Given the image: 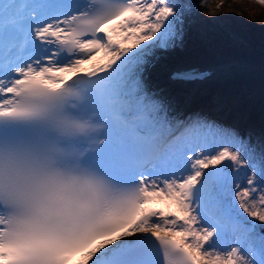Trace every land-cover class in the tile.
I'll use <instances>...</instances> for the list:
<instances>
[{
    "label": "snow or ice",
    "instance_id": "6c2138e0",
    "mask_svg": "<svg viewBox=\"0 0 264 264\" xmlns=\"http://www.w3.org/2000/svg\"><path fill=\"white\" fill-rule=\"evenodd\" d=\"M194 7L0 0V264H264V149L172 123L140 76Z\"/></svg>",
    "mask_w": 264,
    "mask_h": 264
},
{
    "label": "rangeland",
    "instance_id": "374dc122",
    "mask_svg": "<svg viewBox=\"0 0 264 264\" xmlns=\"http://www.w3.org/2000/svg\"><path fill=\"white\" fill-rule=\"evenodd\" d=\"M182 2L189 4L188 0H182ZM214 2L215 0H213V2L211 0L207 4L209 9H215ZM226 11L229 12L231 15L230 17L225 15ZM200 13H203L204 16L201 17L199 15ZM191 14L196 15L194 17H197L198 22L192 24L191 21L188 20V17ZM216 14L220 16L223 20L222 22L225 21L227 23L226 25L222 22L220 23L224 26L222 34L225 36L222 38L221 44L214 46L205 37L206 35L204 36V34H202L206 25L214 27L215 24L212 23V21H209V18L207 17V9H199L198 6L194 7L190 11H186L184 21L180 28V33L169 47L154 48L147 52L144 60L138 66L140 74H144L145 72H155L159 79V81L154 84V88H157V86H163L161 84H163L171 67L189 63H205L212 66L214 62L218 65L221 64V62L223 63V61H227V64H225L228 66L226 68L227 70L229 68L230 70H233L237 67L239 71H252L250 73L251 76L248 77V79L255 85L256 89L261 88L260 90L264 91L262 85V82H264V54L262 51L258 50L261 48L257 46L256 42L246 29L250 23L256 25L258 30L262 31V34H264V5L259 4L257 0H240L238 3L227 1L222 10L216 11ZM200 20L206 21V25L200 23ZM166 64L172 65L166 70L161 68ZM255 68H257V71L253 72ZM221 69H224V66ZM230 74L236 75L239 73L235 71ZM242 83L243 82H241V84ZM241 92L243 93L244 91L241 90ZM160 94H163L164 96L165 92L161 91ZM233 100H235V98H233L232 101ZM252 103L253 100L250 101V104ZM247 109L250 110L248 107ZM211 123L214 122L211 121ZM252 124V121L248 123L249 127L246 128V132L243 133V136L256 142L258 151H260L261 149H264V136L259 134L260 132L253 133L255 131L253 129H260L262 123L257 122V125L254 124L255 127ZM215 125L233 132L239 137L242 136L241 133H236L233 127L229 128L221 121H215Z\"/></svg>",
    "mask_w": 264,
    "mask_h": 264
},
{
    "label": "bare ground",
    "instance_id": "6f19581e",
    "mask_svg": "<svg viewBox=\"0 0 264 264\" xmlns=\"http://www.w3.org/2000/svg\"><path fill=\"white\" fill-rule=\"evenodd\" d=\"M188 1L189 4L198 6L199 9H207L209 11V21H212L215 25L214 27H210L209 25H206V21L200 20V23L206 25L202 34H204V36L206 35L205 37L214 46L221 44L222 38L225 37L224 34H222L224 26L220 24L223 20L216 14V11H210L207 4L211 0H202L199 3H194L192 0ZM199 15L201 16L203 13H200ZM225 15L227 17L231 16L228 11L225 12ZM194 16L196 15L191 14L188 19ZM222 23L225 25L227 24L225 21ZM225 64H227V61H223V63L221 62V64L218 65L214 62V67H216L217 73L220 76V83L213 85L210 82L181 84L170 81L163 82L168 83V88H163L165 84H161L163 87L157 86V88H154V84L159 81L155 72H145L144 74H140V76L142 78L143 86L146 88L148 94L160 102L164 113L172 123L186 122L192 119H202L211 122L213 119H216L217 121L226 124L228 127H233L235 131H245L249 122L250 111L242 102L243 94L236 85V83L241 84V82H238V79L231 82L226 80L227 75H229V77L233 75L230 74L233 70H230V68L227 70L226 68L228 66ZM171 65L166 64L161 68L166 70L171 67ZM223 66L224 69H221ZM93 69L94 68L87 67L80 69L79 71H89ZM235 71L241 73L239 70ZM247 74L248 72L245 73L246 76ZM166 79H168V77ZM159 88H161L163 92H166L164 96L158 92L159 90L157 89ZM256 95L258 98V95L260 94L257 93ZM233 97L236 99L235 101H232L231 98ZM156 204L160 209L163 208L165 212L169 209V206L165 201L157 200ZM172 208H174V206Z\"/></svg>",
    "mask_w": 264,
    "mask_h": 264
},
{
    "label": "trees",
    "instance_id": "16d2710c",
    "mask_svg": "<svg viewBox=\"0 0 264 264\" xmlns=\"http://www.w3.org/2000/svg\"><path fill=\"white\" fill-rule=\"evenodd\" d=\"M249 35L254 39V41L256 42L257 46L261 49H258L259 51H262L264 54V34H262V31L258 30L256 25L250 24L246 27ZM261 45V46H260ZM263 109H261L262 111ZM264 129V123L262 125Z\"/></svg>",
    "mask_w": 264,
    "mask_h": 264
},
{
    "label": "water",
    "instance_id": "95a60500",
    "mask_svg": "<svg viewBox=\"0 0 264 264\" xmlns=\"http://www.w3.org/2000/svg\"><path fill=\"white\" fill-rule=\"evenodd\" d=\"M195 1H198V0H195Z\"/></svg>",
    "mask_w": 264,
    "mask_h": 264
}]
</instances>
